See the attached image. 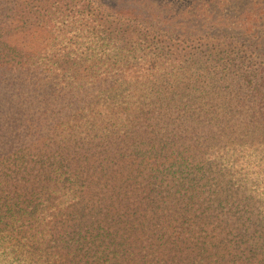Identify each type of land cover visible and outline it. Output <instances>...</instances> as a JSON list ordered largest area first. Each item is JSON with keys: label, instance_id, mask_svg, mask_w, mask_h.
I'll list each match as a JSON object with an SVG mask.
<instances>
[{"label": "trees", "instance_id": "obj_1", "mask_svg": "<svg viewBox=\"0 0 264 264\" xmlns=\"http://www.w3.org/2000/svg\"><path fill=\"white\" fill-rule=\"evenodd\" d=\"M159 1L0 0V264L220 262L229 205L264 229L229 202L264 185V0Z\"/></svg>", "mask_w": 264, "mask_h": 264}, {"label": "rangeland", "instance_id": "obj_2", "mask_svg": "<svg viewBox=\"0 0 264 264\" xmlns=\"http://www.w3.org/2000/svg\"><path fill=\"white\" fill-rule=\"evenodd\" d=\"M161 1L163 2V0ZM161 1L157 3H161ZM134 8L138 9L140 7L135 6ZM193 46H195L196 48L197 47L202 48V47H199L197 43H194L190 47H193ZM240 48L242 49H236L231 54L228 51L221 52L220 50L219 51L210 50L212 53L203 52V54L205 57H208V59H212L213 61H218L220 58H227V59L236 61L238 58L241 59L243 57V54H242L243 47H240ZM198 52H200V50H198ZM200 58L201 56L198 57V60ZM220 62H218L217 64H220ZM230 63L231 62H227L226 66L229 67ZM200 65L202 66V64ZM204 65L206 64L204 63ZM242 65H243L242 66L243 69H241L242 71L238 72L239 75L236 78H239L242 75L241 72L243 71L245 72L248 69H251V70L254 69V71H257L259 69L264 68V58L263 57L261 58V57L256 56L255 54H252L250 55V57L246 59L245 63L243 62ZM212 76H213L212 77L213 80H208V81H213V82L219 81V80L224 81L223 79H221L220 77L221 75L213 74ZM214 92H215V95H212V97L214 98L217 97V94H221V91L218 89H216V91ZM231 96L240 97L241 95L235 90H233L231 91ZM203 112H206V109H204ZM249 118L250 117L247 118V116L244 117L243 115L242 117L243 123L246 124L247 121H245V119L247 120ZM240 130H242V128L235 127V131H240ZM242 131H245V130H242ZM240 132H237V136H236L237 140H240V135H239ZM198 136H200V134ZM193 139H195L193 140V142L195 143L197 142L198 144H206V142L210 144V141H213V142L224 141L223 139H218V137H216L214 140H209V141L205 140L202 137H194ZM220 144H223V143H220ZM250 196H252V199L249 198ZM231 198L232 199H230L229 202H233L234 199L240 202V205L237 211L238 216H242L245 220V218L250 216V213H261V217H262L261 220L264 222V219H263L264 217V185H257L255 189H249L247 191L240 193L238 198H233V196ZM233 210L234 209L233 207H231V205L226 206L225 212L229 211L226 214V216L228 215L227 217L230 221H226V223H223L220 227H217V228L211 227L208 230V233L212 235L214 239L212 240V243L214 245H219L222 248H224L225 253H226L225 259L223 258L222 260H220V262L216 258L212 260L210 259L211 264H218V263L220 264H258L257 255L264 256V254L261 253L262 250L259 249L260 248L259 246H257V250L255 251L254 246H255L256 240L259 239L261 235H264V229H261L258 232H256L254 237H250V235L253 233V228H257L256 225H250V223H245L246 221H244L242 225L240 221H237V219L240 217H235V218L232 217ZM259 243L263 244L264 242L260 240Z\"/></svg>", "mask_w": 264, "mask_h": 264}]
</instances>
